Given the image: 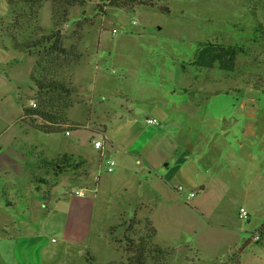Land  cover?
Wrapping results in <instances>:
<instances>
[{
    "label": "rangeland",
    "instance_id": "rangeland-1",
    "mask_svg": "<svg viewBox=\"0 0 264 264\" xmlns=\"http://www.w3.org/2000/svg\"><path fill=\"white\" fill-rule=\"evenodd\" d=\"M124 1L90 0L73 6L64 21L58 23L52 17L54 27L48 8L42 10L46 3L52 5L51 1L44 2L40 9L37 6L29 9L20 1L16 6L8 0L5 5L0 4L1 9L10 10L6 14L0 12L5 14L0 22L10 24L23 36L22 48L25 49V44L39 43L53 28L59 27L63 47L73 55L55 59L56 56L48 53L51 42L31 48L44 56L43 67L38 66L32 76L38 80L45 76L71 91L36 92V104L45 102L61 122L67 115L68 104L80 100V91L89 94L84 104L86 112L94 105L96 122L107 116L112 118L116 110L131 113V109L138 108L141 116H149L153 115V104L177 108L186 122V136L182 137L194 136L197 145L208 150L212 147V123L226 129L235 127L230 133L231 145L234 144L237 157V154L244 157L240 162L234 156L224 162L229 172H238V168L243 171V183L241 190H235L221 204L231 219L227 230L230 235L226 234L227 245L220 241L217 255H211L206 245L201 251L187 246L169 251L163 259L157 253L158 246L169 247L154 240L157 230L155 233L153 223L131 217L132 209H126L130 216L123 215L109 229L116 250L103 246L105 262L264 264V228L261 229L264 224V0H153V6L138 3L151 0ZM230 46L237 50L234 59L223 52ZM213 48L219 61L212 63L208 56ZM200 51H203L202 62L193 64ZM60 127L61 131L67 129V134L72 128L68 122ZM200 132L208 138L200 139ZM241 143L245 145L243 149ZM248 153L253 154L251 159L245 157ZM241 207L249 212L248 219L239 218ZM100 211L107 222L116 214V209L111 207ZM255 234L260 240L251 242ZM52 236L55 237L50 234L49 238ZM173 242L192 244L195 238L182 233ZM138 248L145 251L143 263H137ZM0 264H12L3 258L1 250Z\"/></svg>",
    "mask_w": 264,
    "mask_h": 264
},
{
    "label": "crops",
    "instance_id": "crops-1",
    "mask_svg": "<svg viewBox=\"0 0 264 264\" xmlns=\"http://www.w3.org/2000/svg\"><path fill=\"white\" fill-rule=\"evenodd\" d=\"M2 3L5 0H0ZM46 7L54 27L51 3L42 10ZM3 9L1 13L10 11ZM5 14H0V20ZM9 25L0 22L3 258L12 264H107L102 248L107 245L116 250L109 229L123 215L130 216L126 209H132L131 217L153 223L157 230L154 240L159 245L175 252L187 246L201 251L206 245L211 255H217L231 222L221 204L241 190L243 183V171L229 172L224 162L233 156L240 162L244 157H237L231 145L230 133L235 127L226 129L212 123V147L208 150L199 147L194 136L182 137L186 136V122L177 108L153 104L149 116H141L138 108L131 113L116 110L112 118L96 122L94 105L86 112L89 94L80 91V100L66 113L70 133L67 129L43 132L34 127L43 120L27 112L35 101L32 75L38 55L34 49L18 46L23 36ZM74 75L77 77V72ZM148 117L158 118L160 125L148 124ZM200 134V139L208 138L204 132ZM92 136L103 140V155L91 144ZM244 146L241 143L240 149ZM64 155L72 158L70 163L62 161ZM107 159L116 161L111 172ZM179 185L184 186V192H178ZM189 191L198 192L190 201ZM108 207L116 209L109 222L100 211ZM182 233L195 242L175 244ZM50 234L55 237L49 238Z\"/></svg>",
    "mask_w": 264,
    "mask_h": 264
},
{
    "label": "trees",
    "instance_id": "trees-1",
    "mask_svg": "<svg viewBox=\"0 0 264 264\" xmlns=\"http://www.w3.org/2000/svg\"><path fill=\"white\" fill-rule=\"evenodd\" d=\"M19 1L22 2L25 6H28L29 9H31L35 6H37L38 9H40L44 2L51 1L52 2V17L56 20V22L59 23L61 21H64L68 17L69 10L71 7L77 6V5H84L90 0H19ZM19 1L8 0L9 4H11L12 6H16V4ZM118 1L119 0H112V3H116ZM121 1H123V3H125L124 0H121ZM130 1L134 2L135 0H130ZM152 2H153V0H151L150 3H146V2H142V1L138 2V3H140V5L153 6ZM44 42H51V44L49 45L50 50H48L49 51L48 53L56 56L55 59H59L61 57L67 58V56H69V57L73 56L72 54L67 52V50L63 47V43L61 40V30L59 27H57V28L55 27L54 31L51 34H49L47 36H43L39 43H36L34 45L25 44V46H26L25 48L31 49L34 46H39L41 43H44ZM18 46L22 47L21 44L20 45L18 44ZM200 52L196 55L195 60L192 62L193 64H199L200 62H202L200 60L203 59V51H200ZM223 52L225 53L226 57L229 56L231 59H234L235 56L237 55V50L231 46L224 49ZM38 56H40L41 59H39V57H38L36 67H35L34 73H33L34 75L36 73V68L38 66L43 67V65L41 64V61H42V59H44V56L41 57V54ZM208 57L212 63L214 62V60L219 61V59L216 56H214V48H213V52ZM203 64H204V61H203ZM225 64L226 63L223 64V67L225 66ZM32 80H33L34 86L36 88V92H38V94H42V93L44 94L47 92H54L57 94H62L61 92H67V93L71 92L70 89L66 88L63 84H61L55 80L48 79L45 76L42 77L41 80L40 79L38 80V79H36L35 76H32ZM58 92H60V93H58ZM58 97H59V101L63 100L59 95H58ZM73 104L74 103L68 104L67 109L72 107ZM47 106L48 105H45V102H44L41 105L36 104V106H33L32 108L27 110L28 114H30L32 116L36 115L37 118H41L43 120V123L41 124V126L34 125V127L43 131V132H46V133L61 131L60 125L62 126V124H65L68 122L67 117H65L64 121L61 122L59 117H57L54 114H51V112L48 110ZM56 114H57V112H56ZM71 159L72 158L68 157L67 155H64L62 157V161L69 162V163L71 162ZM147 222H150V221L147 220ZM263 228H264V224L261 227V229H263ZM153 230L156 233V229H153ZM171 250L173 251L174 249H172V248L163 249L162 247L158 246L157 253H159L162 256V258L164 259V257L166 255H168V253L170 254L169 251H171ZM144 255H145V251L143 249L138 248L136 251L137 263H143L146 260V256H144Z\"/></svg>",
    "mask_w": 264,
    "mask_h": 264
},
{
    "label": "built area",
    "instance_id": "built-area-1",
    "mask_svg": "<svg viewBox=\"0 0 264 264\" xmlns=\"http://www.w3.org/2000/svg\"><path fill=\"white\" fill-rule=\"evenodd\" d=\"M32 106H36L35 101H34ZM147 123L150 124V125H155V126H158L160 124L159 120L157 118H154V117L147 118ZM90 142L94 146V148L97 151H99L101 153V155H103V153H104V142H103V140L100 139L97 136H92L91 139H90ZM106 164H107V170L109 172H111V171L114 170V168L116 166V161L113 160V159H107L106 160ZM177 189H178V192H180V193L185 191V188H184L183 185H179L177 187ZM79 194L82 195L83 193H79ZM197 195H198L197 191H189L188 192V198H187L188 201H190L191 199H193ZM238 215H239V218H241L243 220L249 218V212L247 211V209L245 207H241L239 209ZM259 240H260L259 235L255 234L252 237L251 242H258Z\"/></svg>",
    "mask_w": 264,
    "mask_h": 264
}]
</instances>
